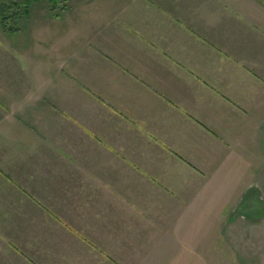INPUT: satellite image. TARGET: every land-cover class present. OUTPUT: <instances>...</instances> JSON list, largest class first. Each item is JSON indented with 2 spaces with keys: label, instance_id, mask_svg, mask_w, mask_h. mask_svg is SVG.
Listing matches in <instances>:
<instances>
[{
  "label": "crops",
  "instance_id": "obj_1",
  "mask_svg": "<svg viewBox=\"0 0 264 264\" xmlns=\"http://www.w3.org/2000/svg\"><path fill=\"white\" fill-rule=\"evenodd\" d=\"M76 6L96 46L58 70L0 18V264H119L134 200L263 164L264 0Z\"/></svg>",
  "mask_w": 264,
  "mask_h": 264
},
{
  "label": "rangeland",
  "instance_id": "obj_2",
  "mask_svg": "<svg viewBox=\"0 0 264 264\" xmlns=\"http://www.w3.org/2000/svg\"><path fill=\"white\" fill-rule=\"evenodd\" d=\"M79 1L36 0L26 16L24 0H0V4H18L9 10L17 12L15 19L6 21L10 28H40L41 42L57 53L53 61L58 70L77 63V56L68 53L96 46L97 36L88 39L95 35L94 20L88 23L74 13ZM49 28L51 34L43 31ZM262 140L260 166L248 161L246 167L232 166L227 176L200 177L199 191L184 193V198L134 200L136 244L113 253L120 257L119 264H264V135Z\"/></svg>",
  "mask_w": 264,
  "mask_h": 264
},
{
  "label": "trees",
  "instance_id": "obj_3",
  "mask_svg": "<svg viewBox=\"0 0 264 264\" xmlns=\"http://www.w3.org/2000/svg\"><path fill=\"white\" fill-rule=\"evenodd\" d=\"M36 0H24L23 2V14L26 16L28 15V8L30 7V5L32 3H34ZM18 4L16 2H12V3H5L4 5L0 4V18H1V25L2 27L6 28L8 30H16L17 28H10L7 24L6 21L8 18H16L17 16V12L14 11L12 13H9V10L11 11V8H17ZM9 13V14H8Z\"/></svg>",
  "mask_w": 264,
  "mask_h": 264
}]
</instances>
